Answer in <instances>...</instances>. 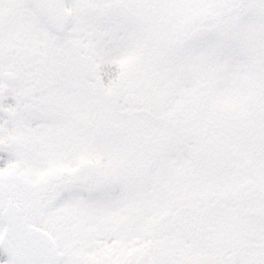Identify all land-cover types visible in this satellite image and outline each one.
<instances>
[{
	"label": "snow or ice",
	"instance_id": "6c2138e0",
	"mask_svg": "<svg viewBox=\"0 0 264 264\" xmlns=\"http://www.w3.org/2000/svg\"><path fill=\"white\" fill-rule=\"evenodd\" d=\"M0 264H264V0H0Z\"/></svg>",
	"mask_w": 264,
	"mask_h": 264
}]
</instances>
